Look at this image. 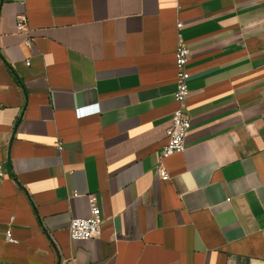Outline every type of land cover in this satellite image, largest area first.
<instances>
[{"label": "crops", "instance_id": "1", "mask_svg": "<svg viewBox=\"0 0 264 264\" xmlns=\"http://www.w3.org/2000/svg\"><path fill=\"white\" fill-rule=\"evenodd\" d=\"M0 163V264H264V0H0Z\"/></svg>", "mask_w": 264, "mask_h": 264}, {"label": "built area", "instance_id": "2", "mask_svg": "<svg viewBox=\"0 0 264 264\" xmlns=\"http://www.w3.org/2000/svg\"><path fill=\"white\" fill-rule=\"evenodd\" d=\"M182 23L178 24L181 30ZM18 31H29L28 20L26 16L20 15L17 24ZM27 44L32 45V40H28ZM191 59V50L181 34L178 36V46L175 52V60L177 67L176 91L174 94L177 108L173 113L172 125L166 131L167 143L163 147L159 155V163L157 172L163 181H168L170 175L164 166V161L174 155L182 154L186 150V136L191 129V118L188 113V99L191 95L189 81L191 74L189 72V62ZM58 149L63 150L61 144ZM5 172L3 165L0 163V180L4 179ZM76 195V193H75ZM91 205V214L88 218L73 219L69 226V235L72 241H87L99 238L102 233L103 218L101 209L98 206V197L96 195L89 196ZM6 240L15 243L11 230L6 233Z\"/></svg>", "mask_w": 264, "mask_h": 264}]
</instances>
